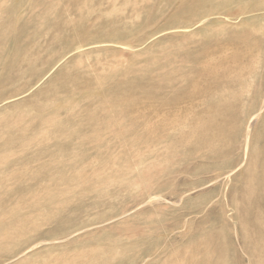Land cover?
<instances>
[{
	"label": "rangeland",
	"instance_id": "rangeland-1",
	"mask_svg": "<svg viewBox=\"0 0 264 264\" xmlns=\"http://www.w3.org/2000/svg\"><path fill=\"white\" fill-rule=\"evenodd\" d=\"M0 264H264V0H0Z\"/></svg>",
	"mask_w": 264,
	"mask_h": 264
},
{
	"label": "bare ground",
	"instance_id": "bare-ground-1",
	"mask_svg": "<svg viewBox=\"0 0 264 264\" xmlns=\"http://www.w3.org/2000/svg\"><path fill=\"white\" fill-rule=\"evenodd\" d=\"M20 228V227H19ZM16 231H18V230H16ZM18 234H19V232H18Z\"/></svg>",
	"mask_w": 264,
	"mask_h": 264
}]
</instances>
